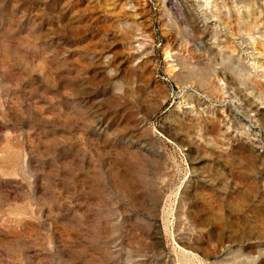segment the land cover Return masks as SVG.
I'll return each instance as SVG.
<instances>
[{
	"label": "rangeland",
	"instance_id": "obj_1",
	"mask_svg": "<svg viewBox=\"0 0 264 264\" xmlns=\"http://www.w3.org/2000/svg\"><path fill=\"white\" fill-rule=\"evenodd\" d=\"M0 264H264V0H0Z\"/></svg>",
	"mask_w": 264,
	"mask_h": 264
},
{
	"label": "bare ground",
	"instance_id": "obj_2",
	"mask_svg": "<svg viewBox=\"0 0 264 264\" xmlns=\"http://www.w3.org/2000/svg\"><path fill=\"white\" fill-rule=\"evenodd\" d=\"M210 1V0H209Z\"/></svg>",
	"mask_w": 264,
	"mask_h": 264
}]
</instances>
